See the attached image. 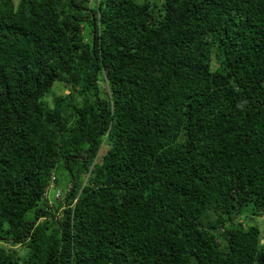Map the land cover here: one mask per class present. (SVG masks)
<instances>
[{
    "label": "trees",
    "instance_id": "obj_1",
    "mask_svg": "<svg viewBox=\"0 0 264 264\" xmlns=\"http://www.w3.org/2000/svg\"><path fill=\"white\" fill-rule=\"evenodd\" d=\"M256 217L264 0H0V264H264Z\"/></svg>",
    "mask_w": 264,
    "mask_h": 264
},
{
    "label": "rangeland",
    "instance_id": "obj_2",
    "mask_svg": "<svg viewBox=\"0 0 264 264\" xmlns=\"http://www.w3.org/2000/svg\"><path fill=\"white\" fill-rule=\"evenodd\" d=\"M135 1L138 2V3H143L145 1H151V0H135ZM155 1H158V0H154V2ZM104 88H106V86L103 85V91H104ZM69 93H70V91H69L68 87H66L64 84H61L60 82H56L54 84L53 89L51 91V94L49 96H52L54 94H57V95H64L65 94V95H67ZM49 101H51V99H49ZM106 151H107V147L103 146L101 151H100L99 157L101 158L106 153ZM55 185L57 186L56 188L52 187L49 190V197H50L51 201H53V202H55L56 198L59 199V198H63L64 197L65 191H66L65 178L64 177H60L59 182L57 184L55 183ZM58 191L61 192V196L60 197H57ZM243 222H245V224L258 225V227L261 230L262 236L264 238V218L263 217H256V219L245 218V219H243Z\"/></svg>",
    "mask_w": 264,
    "mask_h": 264
},
{
    "label": "built area",
    "instance_id": "obj_3",
    "mask_svg": "<svg viewBox=\"0 0 264 264\" xmlns=\"http://www.w3.org/2000/svg\"><path fill=\"white\" fill-rule=\"evenodd\" d=\"M54 180H55V177L53 176V178H52V180H51V186H52V187L55 186ZM52 187H51V188H52ZM58 195H59V193H58Z\"/></svg>",
    "mask_w": 264,
    "mask_h": 264
}]
</instances>
